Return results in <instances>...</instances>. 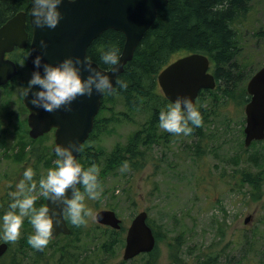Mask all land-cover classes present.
Instances as JSON below:
<instances>
[{"label": "trees", "instance_id": "16d2710c", "mask_svg": "<svg viewBox=\"0 0 264 264\" xmlns=\"http://www.w3.org/2000/svg\"><path fill=\"white\" fill-rule=\"evenodd\" d=\"M252 3L253 0H166V4L159 6L155 19L135 46L132 58L125 63L122 71L116 76V79L126 81L127 87L121 88L114 83L115 92L112 95L107 93L101 95L100 107L94 117L92 129L78 152V163L85 169L95 164L99 169L112 171L124 161L134 166L135 160L142 156V147L151 150L159 149L158 151L162 154L169 150L170 143L178 136L165 132L159 127V112L171 102L161 93L156 75L176 57L195 52L208 57L210 71L215 77V87L202 89L197 93L194 106L201 113L203 122L198 128L190 125L193 127L192 134L183 135L185 139L182 146V158L202 157L209 141L215 136V132L209 130V124L213 120L225 123L232 121L237 115L241 116L243 106L248 100L244 81L246 82L254 71L248 68L249 62L242 56L240 57L241 30L239 24L246 19ZM31 4L32 0H0V25L20 10L27 12ZM26 30L30 36L28 23ZM255 34L262 36L264 31H257ZM123 42L124 36L120 31L107 28L90 42L86 49V57L100 67L108 68L109 65L101 61L102 50L116 47L120 53ZM26 51V48H14L8 54L18 65L17 74L20 66L26 70L24 63ZM27 76L26 73L23 79L24 90L28 86ZM117 104H120L122 109L118 110ZM231 105H233V111L230 108ZM23 109L27 112L24 107ZM121 123L131 124L134 128L127 134L124 143L115 144L107 154L102 155L104 151L100 146H94L96 140L100 134L110 131L113 126ZM25 126L24 119L23 124H20V129L14 132V144L10 151L4 149L2 156L12 161H19L21 168L25 167L24 163L29 159L40 156L38 165L46 168L49 165L46 161L47 155L54 158L52 161L57 159L55 153L51 152L50 147L45 146L43 142L46 141L48 144L52 138V132L44 133L37 138H30L27 133L28 128ZM0 127H3L0 129V136H4L2 130L5 126ZM242 128L241 120L237 137L234 139L237 150L240 152L232 157L235 164L243 153L246 158H243L242 164L244 165L240 168L236 167L231 176L237 180L239 186H243L245 182L248 184L249 198L253 200L262 192L264 157L262 158L263 155L259 151L249 150V147L259 141L253 140L249 146L244 147ZM90 144L94 151L89 150ZM141 165L143 163L139 167ZM260 166H262L261 169H256L255 173H251V167ZM36 167L32 165L33 169ZM40 168L35 174L36 193L39 192V179L45 176ZM220 172L224 173V168ZM77 188L81 191L83 186L78 185ZM15 190V184L11 183L10 192ZM10 192L6 191L0 196V221L12 202ZM44 199L45 197L38 195L34 206L36 208L43 206ZM65 220L70 232L54 237L53 241L41 251L34 249L27 242L31 229L30 231L27 229L26 222H29V219L25 217L22 224L23 234L17 240V246L6 242L7 249L0 256V264H40L42 254L47 249L56 253L55 264H87L91 256L87 253V242H78L82 235L104 237L97 248H102L103 251L109 253H113L114 246L123 241V225L118 230H114L96 224L94 228L101 229V232L96 234L92 233L94 228L75 227L66 217ZM147 223L151 226L155 236V245L150 252L135 256L130 264H157V242L160 237L152 221L147 219ZM255 234V231L250 234L243 233L240 240L241 253L235 260L236 264H264V238L256 237ZM260 238L263 240L262 243L259 242ZM167 246L169 258H174L170 259L171 262H181V258H177L180 251L179 239L173 242L170 240ZM26 251L30 255L25 257L22 254ZM255 255L257 258H254ZM227 256H221V260L225 261L224 264H231L232 258H227ZM217 257L218 255L206 256L198 252L192 255L190 262L219 264Z\"/></svg>", "mask_w": 264, "mask_h": 264}, {"label": "rangeland", "instance_id": "374dc122", "mask_svg": "<svg viewBox=\"0 0 264 264\" xmlns=\"http://www.w3.org/2000/svg\"><path fill=\"white\" fill-rule=\"evenodd\" d=\"M239 28L240 57L245 58L249 62L248 68L255 71L264 65V35L255 34L257 31H264V0H253L251 10L243 23L239 24ZM26 73L27 69L20 66L18 74L5 86L0 87V126H5L2 130L4 136H0V196L6 191L10 192L11 183L16 186L23 178V172L27 167L37 166L35 169L32 168L35 174L36 170L42 167L43 169L40 170H43L44 175L47 169L54 167L52 161L54 158L49 155L46 156V161L49 163L46 168L38 165L40 156L29 159L24 163L23 168L20 167L19 161H12L2 156L4 149L10 151L14 144V132L20 129V124H23L26 116L21 103L23 79ZM245 83L244 81V86ZM232 106L230 108L233 111ZM116 108L120 110L122 106L117 104ZM241 120L244 125L243 109L241 116H235L232 121L220 123L213 120L209 124V130L214 131L215 136L209 141L202 157L182 158L185 137L180 135L170 143L171 148L163 154L158 151L159 149L142 147V156L135 160L134 166L129 165L127 171L120 170L125 161L112 171L100 169L98 180L102 188L101 196L97 200H90L85 196L84 202L93 214L99 209H113L122 221L123 241L114 246L113 253H109L97 248L104 237L82 235L78 242H87V253L91 256L87 264L132 262L135 257L122 259L124 235L130 220L140 210L146 211L147 219L156 226L160 237L157 242V264H193L190 262L191 257L198 252L206 256L218 255L219 264L225 263L223 259L221 260V256L228 255L227 258H232L231 264H236L235 260L241 253L240 240L243 233L250 234L255 231L256 237L264 238V174L262 192L253 200L249 198L248 184L245 182L243 186H239L237 180L231 176L236 167L240 168L244 165L243 158H246L243 153L235 164L232 157L240 152L234 139L237 137ZM133 128V125L127 123L116 124L110 131L100 134L94 146H100L104 151L102 155H105L115 144L124 143L127 134ZM43 142L45 146L50 147L52 138L48 144L46 141ZM242 143L244 145V142ZM89 146V150L94 151L91 144ZM249 150L259 151L263 158L264 139L249 147ZM142 163L143 165L139 167ZM261 167H251V173H255V170ZM222 168L224 173L220 172ZM35 177L34 175V181H36ZM83 191L84 189L81 190L82 193ZM34 195L38 196L39 192ZM245 218H247L246 222H244ZM86 220L87 226L91 228L97 224L93 216L86 217ZM26 224L27 229L29 231L31 229L34 233L32 225L29 222ZM100 232L101 229L94 228L92 233ZM22 234L23 226L20 236ZM52 239L54 237L50 242L53 241ZM177 239L180 242V251L177 255L178 259L181 258L179 263L171 262L170 259L174 258H169L167 246L170 240L173 242ZM0 240H3L2 220ZM259 242L262 243L263 240L260 238ZM16 243L17 241L11 245L17 246ZM50 252L51 249H47L42 254L40 264H55L56 253L50 254ZM22 255L26 257L30 253L26 251ZM254 258H257V255Z\"/></svg>", "mask_w": 264, "mask_h": 264}, {"label": "water", "instance_id": "95a60500", "mask_svg": "<svg viewBox=\"0 0 264 264\" xmlns=\"http://www.w3.org/2000/svg\"><path fill=\"white\" fill-rule=\"evenodd\" d=\"M164 4L166 0H62L58 7L62 18L54 29L39 28L33 24L31 4L27 12L20 10L0 25V85L16 74V64L5 58V53L14 47H27L25 64L30 80L33 71L38 70L43 75L42 68L36 69L33 65L37 55L41 56L42 64L57 65L69 57L73 59L78 57L83 61L87 58L86 49L90 42L103 30L112 28L124 36L117 71L112 72L111 66L102 68L94 61L88 58L87 60L93 68L107 74L114 86L117 74L132 58L135 46L155 19L157 8ZM27 23L30 26L29 37ZM41 40L46 43V48H41ZM78 67L81 68V78L85 79L89 73L84 71L82 65ZM156 80L164 97L170 102H174L178 96H186L194 104L199 90L215 87L214 75L209 71L208 57L196 52L184 54L168 63L157 73ZM245 89L248 100L243 107V142L248 146L251 141L264 138V65L249 77ZM37 90L38 86H33L28 95L22 97V103L28 110L26 117L28 135L37 138L52 129L53 153L57 144L68 146L71 142L81 147L92 129L102 94L93 90L91 97L78 96L72 101L70 112L65 111L63 107L54 112H47L30 103L33 98L32 92ZM73 155L77 160L78 152L73 150ZM66 195L71 198L72 190L69 189ZM43 206L50 208V215L52 209L57 213V216L53 217L52 237L68 234L69 228L65 217L61 216L63 205L56 206L45 198ZM58 218L61 219L59 225L55 223ZM93 219L100 225L116 230L121 226V219L113 209H99L93 214ZM146 219V211L140 210L130 220L124 235L122 259L128 260L153 249L155 237ZM246 221L247 218L244 222ZM6 248V242L0 241V256Z\"/></svg>", "mask_w": 264, "mask_h": 264}, {"label": "clouds", "instance_id": "9594fccd", "mask_svg": "<svg viewBox=\"0 0 264 264\" xmlns=\"http://www.w3.org/2000/svg\"><path fill=\"white\" fill-rule=\"evenodd\" d=\"M62 0H32L31 16L36 27L54 29L58 25L61 13L58 11ZM41 48H46V43L40 41ZM101 61L111 66V71L116 72L121 56L119 49L108 47L101 52ZM36 69L33 71L31 79L28 81V88L23 93L27 96L33 86H38L39 90L32 92L30 103L36 108H43L47 112H54L64 108L70 112L71 103L78 96L91 97L93 90L100 94L112 95L115 92L113 85L107 74L92 67V64L85 58L81 61L78 57L65 58L57 65L48 63L42 64V58L37 55L33 60ZM82 65L84 71L89 75L81 78ZM115 83L121 88L127 87V82L116 79ZM183 105V107H182ZM203 118L201 113L194 106L188 97L178 96L174 102L166 105L159 112V127L165 132L173 135H190L193 127H201ZM192 125V126H190ZM73 150L79 152L81 148L75 143L68 146L57 144L55 146L54 161L55 167L47 169L46 175L39 179V195L50 200L56 206L63 205L61 216L66 217L73 226H87L86 217L93 216L92 210L85 204V196L90 200H97L102 193L101 184L98 180L100 169L92 164L87 169L77 162L73 155ZM129 164L125 161L121 167V172L127 171ZM35 173L31 167H27L21 179L15 186L16 190L9 193L12 202L9 210L2 217V238L5 242L15 243L21 234V227L25 217L29 219L34 229V233L27 238L28 244L36 250H43L47 247L53 233V217L57 216L55 209L48 206L36 208L37 183L33 180ZM83 186V193L76 187ZM71 189V198L66 193ZM59 225L61 219H56Z\"/></svg>", "mask_w": 264, "mask_h": 264}, {"label": "flooded vegetation", "instance_id": "af4514ba", "mask_svg": "<svg viewBox=\"0 0 264 264\" xmlns=\"http://www.w3.org/2000/svg\"><path fill=\"white\" fill-rule=\"evenodd\" d=\"M3 86H5V85H3ZM27 111V110H26ZM27 113L28 112H26V116H27ZM26 116H25V119H26ZM52 132V135H53V131H51ZM52 142H53V138H52ZM51 146H52V143H50V150H51ZM52 151V150H51Z\"/></svg>", "mask_w": 264, "mask_h": 264}]
</instances>
